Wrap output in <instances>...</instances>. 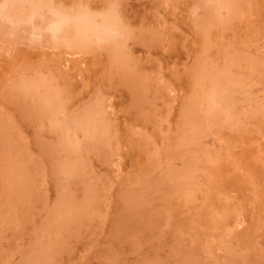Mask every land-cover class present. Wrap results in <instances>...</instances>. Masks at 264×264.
Segmentation results:
<instances>
[{
    "label": "rangeland",
    "instance_id": "obj_1",
    "mask_svg": "<svg viewBox=\"0 0 264 264\" xmlns=\"http://www.w3.org/2000/svg\"><path fill=\"white\" fill-rule=\"evenodd\" d=\"M193 2L115 66L0 43V264H264V0Z\"/></svg>",
    "mask_w": 264,
    "mask_h": 264
},
{
    "label": "clouds",
    "instance_id": "obj_2",
    "mask_svg": "<svg viewBox=\"0 0 264 264\" xmlns=\"http://www.w3.org/2000/svg\"><path fill=\"white\" fill-rule=\"evenodd\" d=\"M127 0H0V43L50 50L123 52L134 29L123 15ZM99 4L98 7L94 5ZM210 0H194L198 26Z\"/></svg>",
    "mask_w": 264,
    "mask_h": 264
},
{
    "label": "bare ground",
    "instance_id": "obj_3",
    "mask_svg": "<svg viewBox=\"0 0 264 264\" xmlns=\"http://www.w3.org/2000/svg\"><path fill=\"white\" fill-rule=\"evenodd\" d=\"M190 22H191L190 27L192 30V34L196 35V37L194 36L195 39H197L198 36V38L200 39L201 42H203V44L208 43V34H207L208 31L204 26V23L201 20H199L198 26H194L193 22L192 21ZM104 52L106 54V57L110 65L115 66L119 63H122L124 58L123 52H109V51H104ZM88 86L89 85L87 84L85 88L88 89Z\"/></svg>",
    "mask_w": 264,
    "mask_h": 264
}]
</instances>
